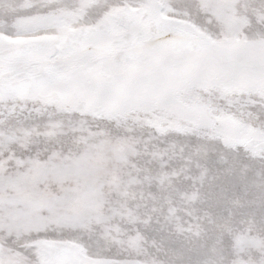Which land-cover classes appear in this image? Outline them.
Returning a JSON list of instances; mask_svg holds the SVG:
<instances>
[{
	"label": "snow or ice",
	"instance_id": "1",
	"mask_svg": "<svg viewBox=\"0 0 264 264\" xmlns=\"http://www.w3.org/2000/svg\"><path fill=\"white\" fill-rule=\"evenodd\" d=\"M235 2L185 0L177 9L171 0H76L68 9L63 0H29L26 16L44 23L59 18L75 26L107 8L115 25L127 23L141 36L149 15L172 35L146 47L129 41V53L116 61L79 70L76 88L103 99L113 115L99 122L86 115L70 118L48 133L64 143L81 137L86 145L80 158L67 162L70 180L60 181L54 194L33 190L10 196L0 185V264H138L113 250L131 241L113 226L117 218L133 216L123 203L127 190L148 177L141 168L112 174L105 155L130 144L140 159L148 158L145 163L163 162L177 155V136L215 147L207 143L210 130L228 121L264 132V43L232 15ZM250 9V16L261 14L256 32L264 33V0H253ZM43 50L0 43V85L14 58ZM143 128L149 135H136ZM260 214L257 230L264 232V200Z\"/></svg>",
	"mask_w": 264,
	"mask_h": 264
},
{
	"label": "rangeland",
	"instance_id": "2",
	"mask_svg": "<svg viewBox=\"0 0 264 264\" xmlns=\"http://www.w3.org/2000/svg\"><path fill=\"white\" fill-rule=\"evenodd\" d=\"M28 2L0 0V43L44 49L14 58L0 85V185L10 196L33 190L54 194L60 181L70 180L67 162L80 158L86 145L81 137L57 142L48 134L55 126L85 115L93 122L112 117L103 99L76 88L82 67L91 72L116 61L129 53V41L146 47L172 35L149 15L141 36L127 23L115 25L107 8L75 26L59 18L44 23L26 16ZM171 2L177 9L185 4ZM252 2L236 0L232 15L264 43V33L256 32L261 14L249 15ZM63 4L71 9L76 0ZM97 31L103 35L90 36ZM136 135L147 137L149 129ZM173 142L177 155L163 162L145 163L148 158L140 159L130 144L105 155V169L112 174L141 168L148 177L127 190L123 203L133 216L117 218L113 230L131 241L113 250L138 264H264V232L257 230L264 200V132L228 121L210 130L207 143L215 147H199L196 137L177 136Z\"/></svg>",
	"mask_w": 264,
	"mask_h": 264
}]
</instances>
